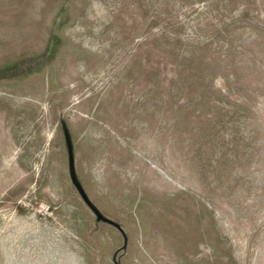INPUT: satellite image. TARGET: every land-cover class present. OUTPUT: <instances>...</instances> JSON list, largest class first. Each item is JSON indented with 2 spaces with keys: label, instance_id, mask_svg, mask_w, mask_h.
<instances>
[{
  "label": "rangeland",
  "instance_id": "374dc122",
  "mask_svg": "<svg viewBox=\"0 0 264 264\" xmlns=\"http://www.w3.org/2000/svg\"><path fill=\"white\" fill-rule=\"evenodd\" d=\"M0 264H264V0H0Z\"/></svg>",
  "mask_w": 264,
  "mask_h": 264
}]
</instances>
